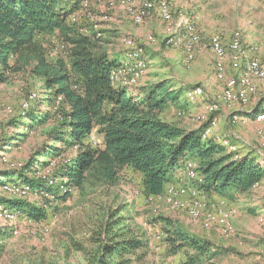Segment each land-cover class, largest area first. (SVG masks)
Listing matches in <instances>:
<instances>
[{"label": "rangeland", "instance_id": "374dc122", "mask_svg": "<svg viewBox=\"0 0 264 264\" xmlns=\"http://www.w3.org/2000/svg\"><path fill=\"white\" fill-rule=\"evenodd\" d=\"M81 1L79 0L78 3ZM85 1L86 11L93 16H98V13L107 10L109 4H112L108 21L98 22L100 17L95 20L100 28V36L96 38L101 40L107 56L117 64L113 67V69L117 68L116 78L114 77V83L111 82L114 87L124 88L128 94L140 96L139 93L145 86L163 82L170 91L176 92L178 97L174 103H169L163 109L160 116L162 119H167L168 123L180 128H186L188 125L193 131L200 130V136L204 127H208L210 121L214 120L215 123L211 125L207 139H201L202 141L210 139L220 146L222 145L219 140L234 144L233 146L237 147L235 154H232L234 159L246 157L256 162L257 157L264 156V146H260L259 137L256 134L253 138L244 136L247 130L240 121L244 112L239 113L235 108H227L216 102V95L221 92L222 85L214 77L215 59L210 45L212 37L218 36L224 42H228L233 32L237 31L241 34L242 48L245 50L254 48L255 56L264 65V0H168L173 15L171 25L161 20L156 9L149 11V15L146 14L147 17H144L142 24L136 25L130 13L117 0ZM113 1L116 3H112ZM138 1L133 0V3L137 2L135 8L140 4L137 7L139 9L141 2ZM137 8L135 10H138ZM73 11L69 13V20ZM84 17H87V14H84ZM185 20L194 22L195 31L199 36V42L190 53L184 48ZM79 23L71 22L73 25L76 24L77 29L89 27L91 22L83 19ZM168 26L173 30L168 31ZM150 37L152 40L149 39ZM125 38L133 39L136 46L141 48L144 68L141 69L135 83L123 86L119 81H128L130 78L129 73H121L123 70L121 66L124 67L125 64L123 61H126V56L130 53L124 43ZM46 39L51 42L53 49L58 46L55 36L49 35ZM55 50L56 54H60L61 48L58 50L56 47ZM55 57L56 55L53 54L52 59ZM4 78L5 80L0 83V146L2 141L13 131L15 132L13 127L19 126L22 118L18 115L30 94L34 93L38 96V100L32 104V111H29L31 116L34 115V110H39L36 108L45 110L49 106L47 104L49 96L48 93H44L42 79L31 75L29 71L7 73ZM256 82L257 90L260 87L261 92L264 93V81ZM196 87H200L204 95L193 101H186L188 90ZM221 108L229 115L227 117L224 115L218 121L217 114ZM246 108L244 111L248 110ZM234 113L238 118L232 122L231 117ZM43 116L45 119L41 122L28 117L27 121L32 122L34 127H31L27 136L19 139V143L11 147V150L10 148L5 150L11 161L23 166L31 159L32 162L38 163L34 172L25 173L27 180L33 182L31 184L34 189H39L40 187H37L39 184L43 186L40 182L43 178L52 185L60 187L62 181L57 179L60 176L59 168L68 164L75 152L72 148L64 154L52 157L39 155L40 148L48 142L47 135L57 128V122L53 121V117L47 111ZM23 121L21 131L24 133L22 128L26 121L24 119ZM262 129L264 134V127ZM91 141L94 143L92 135ZM191 162L193 163L191 168L198 175L200 182L189 181L185 170L182 171L181 168L173 174L167 185L194 187L200 193L199 197L204 198L211 206L217 205L223 211H232L231 234L221 233L220 221L206 227L203 225L204 217L193 221L183 209L176 210L169 207L165 203V192L159 197L146 196L140 176L126 168L121 172L115 186L89 189L84 194L74 189L65 200L60 199L61 196L57 199H44L39 195L15 197L0 190V200L18 199L21 206L24 207L26 204L34 207L42 214L39 220L12 208H9L13 214L11 218H5L0 214V231L4 230L6 237L0 244V264H87L86 255L96 249L93 239L102 222V215L113 201L127 204L134 226L146 233L148 240L146 254L141 257L140 263L136 264L185 263L184 254L173 253L165 243L163 220H168L169 230L174 228L195 240L207 242L211 249L217 252L212 260L214 264H264V175L250 193L241 195L240 198L234 197L233 194H207L199 187L202 181L196 169L197 163ZM259 166L264 172V165ZM0 167L3 168L0 169L2 174L22 171L5 165ZM44 167L49 169L48 173L45 172ZM17 177L16 181H18ZM55 192L58 194V191ZM59 193L61 194V189ZM187 195H190L189 190ZM79 247L83 252L79 251Z\"/></svg>", "mask_w": 264, "mask_h": 264}, {"label": "trees", "instance_id": "16d2710c", "mask_svg": "<svg viewBox=\"0 0 264 264\" xmlns=\"http://www.w3.org/2000/svg\"><path fill=\"white\" fill-rule=\"evenodd\" d=\"M78 2L0 0V83L7 73L29 71L42 79L44 93L49 96L45 110L36 108L39 110H34L31 116V109L25 117L19 116L22 118L19 126L15 125V132L2 141L1 150L13 140L27 136L21 131L23 119L34 127L27 121L28 117L41 122L47 111L57 122V128L47 135L48 142L38 153L52 157L75 147L69 163L58 171V178L65 180L67 188L84 194L89 189L113 187L121 172L129 168L140 176L146 196H162L173 174L181 168L184 170L185 161H193L197 163L202 179L199 187L203 192L234 197L250 193L262 180L263 168L246 157L234 159L233 153L210 139L202 141L200 130H185L163 121L161 112L178 97L166 84L145 86L140 96L112 85L110 70L116 62L107 56L101 40L82 34L68 19ZM49 35L55 36L58 43L54 49L46 39ZM56 47L61 48L60 54H56ZM58 96L62 97V103L55 114L51 106ZM32 160L24 164L22 171L0 173V183L1 177L16 174L34 187L24 173L34 172L37 162ZM51 191L55 199L61 196L65 200L71 194ZM0 202L23 211L32 219L42 217L39 209L26 204L23 207L18 199ZM112 204L102 215L93 239L96 249L86 255V262L140 263L148 247L146 233L134 226L127 204L120 201ZM163 221L164 241L173 253L184 254V264H214L212 260L217 252L207 242L195 240L174 228L169 230L168 220ZM5 238L4 230L0 231V244ZM79 251L83 252L81 247Z\"/></svg>", "mask_w": 264, "mask_h": 264}, {"label": "bare ground", "instance_id": "6f19581e", "mask_svg": "<svg viewBox=\"0 0 264 264\" xmlns=\"http://www.w3.org/2000/svg\"><path fill=\"white\" fill-rule=\"evenodd\" d=\"M117 1H119V4L123 6L130 13L133 23H135L136 25L140 23L142 24L144 17L145 16L147 17L146 14H148L149 11L154 9H156L158 15H160L162 18L161 20L165 21L166 24H170V25L173 24V15L171 14L172 12H170V8L168 6L169 4L168 0H139L138 2H141V7L139 9L137 8L140 5L139 4L136 7L138 10H135L136 9L135 4L137 2L134 4L133 0H117ZM112 3H114V1ZM76 5L77 7L73 11L72 13L73 15L70 17V21L72 23H79L83 19L90 21L93 24L90 23L89 27H83L82 29H79V31L84 35H89V36L94 35L95 37L99 38L100 28H98L97 26L99 24L98 22H104L109 20L110 18L109 10L112 9L111 7L112 4L111 3L109 4L107 10L104 9L100 13H98L99 14L98 16H93L92 13L90 14L89 12L86 11L85 0H82L81 3H78ZM113 10H111L112 13ZM84 14H87V17H84ZM97 17H100V20H98V22L95 20V18ZM167 28L168 31L173 30L171 29L172 27L170 28V26H168ZM183 28H184V37H185L184 48L186 52L190 53L194 49V46L197 45V43L199 42V36L195 31L193 21L185 20L183 23ZM149 39L152 40L151 37ZM124 43L130 50V53L127 54L126 61H123L125 62V64L124 67L121 66L123 69L121 73L124 74L125 72L129 73L130 78L128 79V81L122 79L123 81H119V83L123 86H126V84L136 82V80L139 78V75L141 73V69L144 68V63L141 59L142 50L141 48H138L136 46L135 41H133V39L130 40L129 38H125ZM210 45L215 59L214 77L218 82L221 83L220 85H222L221 87L222 90L220 89L221 92L218 95H216L217 96L216 102L223 106H226L227 108H235L237 111H239V113H241L242 111H244V108L249 106L251 100L257 95L258 90H257L256 81L259 82L264 81V65L255 56L254 48H251L249 50H245L242 48L241 34L237 31L233 32L228 42H224L218 36L212 37L210 40ZM116 71L117 68L115 69L112 68L110 70V80L113 83H114V77ZM117 79L119 80V78ZM201 95H204V93L200 87H196L195 89L194 88L190 89L186 93V101H193L195 98ZM61 98L62 97L58 96L54 99L53 104L51 106L52 113H55L58 107L61 105L60 104L62 100ZM37 100H38V96L36 94L34 93L30 94L27 100L23 103L21 112L18 116L25 117L26 114L29 112V110L32 108L31 107L32 104ZM216 105L217 104H215V106ZM231 118H232V122H234L238 118V115L234 113L232 114ZM255 120L256 122L263 121L264 114L257 115ZM210 122L211 124L206 128L204 127L201 133L202 140L207 139V136L212 127L211 125H214L215 123L214 120ZM31 127L32 126H29V124L26 122V124L22 128L24 134L30 132ZM219 142L229 153L235 154V150L237 147L233 146L234 144L231 145L226 140L223 141L219 140ZM73 148L75 149V147ZM0 165L10 166L12 169L15 170L23 169V165L19 164L18 162L11 161L8 158L5 151H2L1 149H0ZM192 165L193 163L191 161L184 163V170L186 173L185 175L187 176L189 181L198 183L200 182V180L198 175H196L192 170L191 168ZM48 171L49 169L45 168V172L48 173ZM60 180L62 181V184L60 185V187H57L55 185H52L51 182L45 181L43 178L40 182L43 184L44 187L42 186L39 189L32 188L30 184L23 182V180H20L19 178L18 181L15 180V181L4 182L5 181L4 180L2 183H0V190L3 191V193H7L15 197H24L27 195H33L37 197L39 195L44 199L54 198L55 194L51 190L58 191V194H60L59 189H61V194L65 192H70V193L73 192L72 188L66 187L65 180L63 179ZM188 190L190 195H187ZM199 196H201L200 193L194 187L189 188L187 186H180V185L168 186L164 193L165 203L169 207L176 210L183 209L186 212V214L190 217V219H192L193 221L204 217L203 225H205L206 227H210L214 223L220 221L221 233L223 235L231 234L230 213L232 214V211H225V213L224 212L213 213L214 210L219 209L218 206L217 205L211 206L209 202H207L204 198H200ZM186 197L191 200L193 210L188 209L187 204L181 203V200L185 199ZM0 214L5 218H11L13 216L12 211H10L9 208L6 205H3L1 202H0Z\"/></svg>", "mask_w": 264, "mask_h": 264}, {"label": "crops", "instance_id": "0c3cea01", "mask_svg": "<svg viewBox=\"0 0 264 264\" xmlns=\"http://www.w3.org/2000/svg\"><path fill=\"white\" fill-rule=\"evenodd\" d=\"M246 109H248V110L242 111V112H244V114L240 118V121H242V123L245 125L246 130H247L246 133L244 134V136L247 135L250 138H253L255 136V134H256L259 137V139H260V146L263 147L264 146V134L262 132V130H263L262 128L264 127V120L261 121V122H256V120H255L257 115L264 114V93L261 92L260 87H259L257 95L251 100V102L249 104V107L246 108ZM220 110L221 111L217 114L218 115V121L220 120V118L224 117V115H226L225 117H227L229 115V113H227L225 111V109L221 108ZM170 119H171V121H173L172 118H170ZM162 120L166 121V122H169V120H167V119H162ZM182 129L193 130L188 125H186V128L184 127ZM259 132H261L260 136H259ZM216 136H219V135H216ZM221 137H224V136H221ZM245 138H247V137L245 136ZM19 141L20 140H13L11 142L10 146L4 148V151H5V149L8 150L9 148L11 150V147H13L14 145H17L19 143ZM243 153L246 154L247 152H243ZM243 157H245V156H243ZM255 160H256L257 164L264 165V156L263 155L260 156V157H257ZM0 169H3V168L0 167ZM16 177H17L16 175H11L8 178L3 176V177H1V180L2 181H4V180L5 181L6 180L15 181ZM237 197L240 198L241 195H237Z\"/></svg>", "mask_w": 264, "mask_h": 264}, {"label": "built area", "instance_id": "2783aa9c", "mask_svg": "<svg viewBox=\"0 0 264 264\" xmlns=\"http://www.w3.org/2000/svg\"><path fill=\"white\" fill-rule=\"evenodd\" d=\"M172 192H173V191H172ZM181 203H185V204H187V205H188V209H192V203H191V200H190V199L185 198V199L181 200ZM192 210H193V209H192ZM217 212H224V213H225V211H223V210H221V209H216V210H214L213 213H217ZM225 218H226V217H225Z\"/></svg>", "mask_w": 264, "mask_h": 264}]
</instances>
